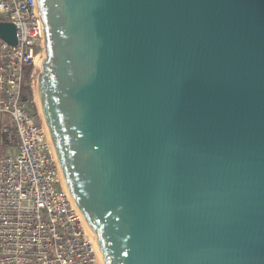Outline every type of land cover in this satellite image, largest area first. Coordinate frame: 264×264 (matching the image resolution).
<instances>
[{"label": "water", "instance_id": "obj_1", "mask_svg": "<svg viewBox=\"0 0 264 264\" xmlns=\"http://www.w3.org/2000/svg\"><path fill=\"white\" fill-rule=\"evenodd\" d=\"M36 10L42 114L101 264H264V0Z\"/></svg>", "mask_w": 264, "mask_h": 264}, {"label": "built area", "instance_id": "obj_2", "mask_svg": "<svg viewBox=\"0 0 264 264\" xmlns=\"http://www.w3.org/2000/svg\"><path fill=\"white\" fill-rule=\"evenodd\" d=\"M0 23L16 28L17 44L0 38V115L17 140L0 157V264H101L65 183L45 121L23 85L44 53L36 0H0ZM1 127L5 144L13 138ZM6 141V142H5Z\"/></svg>", "mask_w": 264, "mask_h": 264}, {"label": "rangeland", "instance_id": "obj_3", "mask_svg": "<svg viewBox=\"0 0 264 264\" xmlns=\"http://www.w3.org/2000/svg\"><path fill=\"white\" fill-rule=\"evenodd\" d=\"M42 57L45 58V54L44 53H41L40 54L39 60ZM38 61H36L35 72H37L39 70V68H38ZM30 80H32V79L31 78L29 79L28 72H25V76H24V80H23V85L31 83V86L32 87H30V84H29L28 94H29V96H31L33 98V100H34V102L36 104L37 113L39 114L38 117L41 118V119H43V121H44V117H43L42 109H41V104H40V99H39V94H38L37 85H36V74H35V77L33 78V81H30ZM1 121L3 123H5L6 125H9L10 135L13 138L11 141H9V142H7L5 144H17L16 137L14 135V132L12 131V127L10 126L9 118L7 116L3 115V117L1 118ZM1 141L2 140L0 138V143L2 144L3 142H1ZM4 153H5V150L3 149L2 146H0V157L1 156H4Z\"/></svg>", "mask_w": 264, "mask_h": 264}, {"label": "crops", "instance_id": "obj_4", "mask_svg": "<svg viewBox=\"0 0 264 264\" xmlns=\"http://www.w3.org/2000/svg\"><path fill=\"white\" fill-rule=\"evenodd\" d=\"M2 117H3V115H0V133H1V127L5 124L1 121ZM0 138H1V136H0ZM1 140H2V138H1ZM0 146H2L3 149L5 150L4 156L14 155L17 152L15 144H4V143L1 144L0 143ZM4 156H1V157H4Z\"/></svg>", "mask_w": 264, "mask_h": 264}, {"label": "bare ground", "instance_id": "obj_5", "mask_svg": "<svg viewBox=\"0 0 264 264\" xmlns=\"http://www.w3.org/2000/svg\"><path fill=\"white\" fill-rule=\"evenodd\" d=\"M39 57H40V56H39ZM39 57H37V58H36V61H38V60H39Z\"/></svg>", "mask_w": 264, "mask_h": 264}]
</instances>
